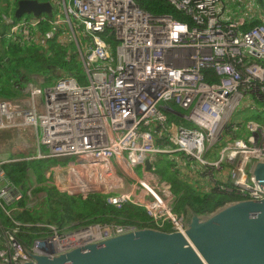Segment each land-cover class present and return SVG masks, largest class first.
Returning <instances> with one entry per match:
<instances>
[{"label":"built area","instance_id":"built-area-1","mask_svg":"<svg viewBox=\"0 0 264 264\" xmlns=\"http://www.w3.org/2000/svg\"><path fill=\"white\" fill-rule=\"evenodd\" d=\"M162 1L191 16L193 24L154 17L135 0H55L61 12L49 21L53 30L45 33L40 30L48 22L45 15L20 20L1 15L0 39L7 44L47 48L46 41L63 25L83 32L92 43L83 60L86 85L73 77L59 79L49 88L32 82L21 97L0 98V132L12 134L14 156L0 162L4 210L25 197L28 206H34L37 184L33 176L26 192L17 189L3 165L56 160L60 163L44 168V178L52 184L54 174L55 181L66 187L63 192L52 184L59 192L105 194L107 204L117 209L126 204L143 208L157 230L184 233L188 216L174 212L177 198L170 183L147 170L149 155L154 156L153 164L160 156L181 154L188 170L179 173L206 185L203 180L209 179L189 168L194 161L218 172L211 184L207 181L212 189L236 192L243 200L264 198L251 175L252 166L264 162V25L243 32L249 16H241L240 10L232 20L223 0ZM210 74L216 81H208ZM247 98L253 99L250 117L261 116V121L250 120L241 136L230 122ZM227 134L231 140H225ZM217 145L222 148L214 153ZM139 167L143 178L137 175ZM91 229L98 231L86 243L74 237ZM135 230L91 226L66 241L55 230L50 241L35 240L27 246L18 241V228L7 233L2 228L0 262H32V255L64 253ZM51 241L70 245L47 250L44 244Z\"/></svg>","mask_w":264,"mask_h":264},{"label":"trees","instance_id":"trees-1","mask_svg":"<svg viewBox=\"0 0 264 264\" xmlns=\"http://www.w3.org/2000/svg\"><path fill=\"white\" fill-rule=\"evenodd\" d=\"M1 1L5 0H0V3ZM18 1L20 0H10V2L6 0L8 6H11L10 3L14 4V10L11 13V17L14 20H16L14 13L17 9ZM35 1L40 3L49 2L53 6L56 5L55 0ZM135 2L143 11L154 17L168 16L184 24H193L191 16L162 0H135ZM4 10L9 11L8 7ZM55 14L56 12L54 16ZM54 16H44L48 22L40 27L41 31L45 33L53 30V25L49 24V21H52ZM263 25V20L249 16L241 30L247 32ZM59 30L46 41L47 48L37 44L24 48L13 43H9L7 46L4 39H0V98L17 99L21 97L26 86L34 82V77H43L49 85L53 80L66 77L75 78L81 85L87 84L83 58H86L87 50L92 45L91 39L88 37L81 40L80 44L84 56L80 57L76 45L74 48L72 45H65L59 42L61 32ZM110 43L116 45L117 41L111 39ZM10 51L13 58L24 57L26 63L22 64L18 60L14 61L10 55H7ZM208 81L213 82L216 80L210 74ZM254 119L260 122L261 116L254 117ZM173 122L175 121L170 119V123L172 124ZM178 123L188 127L181 120ZM160 158L151 165L150 169L163 181L171 184L172 192L177 198L174 208L176 214L189 216V210L198 215L211 214L220 207L243 200L236 192L221 191L216 188L207 190V192L202 191L197 188L196 183L198 181L194 180V176L190 174V176H185L188 174L179 173L181 166H178V161H163ZM52 162L54 164L60 163L56 160L51 162L22 161L2 166L7 179L17 189L26 192L34 176L37 187L34 189L33 195L38 193L45 194L43 202L31 207L28 206L29 197H25L21 202L6 207L5 210L0 206V229L13 230L18 228L17 239L22 244L30 246L39 237V224L53 226L59 230L114 225L131 226L137 229H158L152 224L143 208L126 204L121 209H117L108 205L107 196L101 193L83 197L81 195L69 196L66 193L59 192L44 178L42 173V166ZM166 230L171 231L169 228H166Z\"/></svg>","mask_w":264,"mask_h":264},{"label":"water","instance_id":"water-1","mask_svg":"<svg viewBox=\"0 0 264 264\" xmlns=\"http://www.w3.org/2000/svg\"><path fill=\"white\" fill-rule=\"evenodd\" d=\"M26 15L53 17L54 6L20 0L14 17ZM251 175L264 190V162L255 163ZM32 256L23 264H264V198L205 215L189 210L184 233L144 228L64 253Z\"/></svg>","mask_w":264,"mask_h":264},{"label":"rangeland","instance_id":"rangeland-1","mask_svg":"<svg viewBox=\"0 0 264 264\" xmlns=\"http://www.w3.org/2000/svg\"><path fill=\"white\" fill-rule=\"evenodd\" d=\"M66 1H69V0H66ZM251 2H249L248 4H246V0H231V1H226L224 2L225 4V7L228 11V15L230 16V18L232 20L236 19L237 17H239V13H240V10H242V14L241 16H246L248 17V15L250 17H255V18H259L261 20L264 21V0H260V2L258 0H250ZM10 2V0H9ZM256 3V4H255ZM8 3H6V0L5 1H1L0 3V17L1 15L5 14L7 16H11V13L12 11L14 10V4L13 3H10L11 6H8L7 5ZM58 3H56V5L54 6L55 9H54V13L56 12L57 14L61 12L58 11ZM9 9V11L7 12L6 10L4 9ZM238 7H242V9H239L238 10ZM8 13V14H6ZM237 14V16H236ZM25 18H28V19H31V16H24ZM61 31V32H60ZM60 36H59V42L60 43H63L65 45H72L74 48L77 46V49L79 51V54H80V57H83L84 54H83V50L81 48V40H83V38H86L87 39V35H85L83 32H78L76 30H71L69 25H63L60 30ZM7 44V42H6ZM9 44H7L8 46ZM76 45V46H75ZM40 46V45H39ZM77 51V50H76ZM77 51V52H78ZM7 54V53H6ZM8 56L10 55V57L12 59L15 60H18L19 62H21L22 64H25L26 63V59L24 57H19L18 59L16 58H13L11 55V51L9 52V54H7ZM84 60V58H83ZM16 64V62H15ZM59 80V79H58ZM58 80H53L51 82V84H47L45 82V79L43 77H34V82L35 83H43V86L44 88H49L51 86H53L55 83H57ZM252 98H247L243 101L242 105L237 109L235 115H234V118L233 120H231L230 122V125H233L235 124L236 125V134L240 135V134H243L244 133V129H245V125L252 119H254V117H250L251 114H252V110H253V107H252ZM249 105V106H248ZM260 106L262 105L261 103L259 104ZM249 107V108H248ZM255 107V105H254ZM180 112H182V114H188V112H185V111H182L180 110ZM241 120V124H239V121ZM188 126H190V124H188ZM226 139H232V136H230L229 134L226 135L225 137V140ZM218 143V142H217ZM216 143V144H217ZM173 148V146H171ZM222 148V145H217L214 149H213V152L216 153L217 150L221 149ZM181 154H174V155H171V156H164V157H161L160 159L163 160V161H169V160H174V161H178L179 163V167L183 170H188V166H187V162L185 159L181 158L180 156ZM154 159V156L153 155H149L148 158H147V163H148V168L147 170L149 171L151 165L152 164V161ZM159 159L156 160L155 158V161H158ZM54 163H50V164H47V165H43L42 167V173H43V176H44V168H47L48 166H51L53 165ZM189 168H191V170H199L200 171V174L202 176H204L205 178L209 179L207 180L208 182H212V178L214 177V175L218 172L216 171H213L211 169H204L199 163L197 162H194V161H191L189 162ZM137 175L140 177V178H143V168L142 167H139L137 169ZM185 175V174H184ZM57 176H59L57 174ZM62 176V174L60 175ZM185 176H190V175H185ZM195 178L196 182L198 181V183H196L197 185V188H200L202 191L204 192H207V189H208V185H202L199 183V180L196 178V177H193ZM211 180V181H210ZM50 181L52 184L56 185L61 191L63 192H66V187L64 185H62L60 182L58 181H55V177H54V174L53 176H51L50 178ZM53 185V186H54ZM55 187V186H54ZM211 188H213V185L210 186ZM56 188V187H55ZM45 199V194H36V195H33L32 197V203H34L35 205H38L40 204L41 202H43ZM39 227V237L36 239V240H44V241H50L52 238L55 237V230H58L60 233H59V236H63V238H61V240H65L67 238H69V236L75 232H78V231H85L86 228H76V229H70V228H65V229H62V230H59L53 226H46V225H42V224H39L38 225ZM5 233H7L8 231L10 230H5ZM168 232H171V231H168ZM19 241V240H18ZM35 241V240H34ZM20 242V241H19ZM21 243V242H20ZM22 244V243H21ZM23 245V244H22ZM27 249V248H26Z\"/></svg>","mask_w":264,"mask_h":264},{"label":"crops","instance_id":"crops-1","mask_svg":"<svg viewBox=\"0 0 264 264\" xmlns=\"http://www.w3.org/2000/svg\"><path fill=\"white\" fill-rule=\"evenodd\" d=\"M226 1H231V0H224V2H226ZM258 1L260 2V0H258ZM249 2H251V1L250 0H246V4H248ZM236 16H237V14H236ZM12 140H13V137H12L11 133H9V132H0V162L12 159V157H14L13 154H12V147H11ZM16 156H19L18 153H16ZM187 166H188V164H187ZM225 175L226 174L224 172L223 177H225ZM158 178L160 180H162L159 176H158ZM31 181H33V180L31 179ZM147 181L149 182V180H147ZM150 181L152 183L156 182V180L154 178H152V180H150ZM203 181H205L206 185H208V189L207 190H211L212 188L210 187V184H208L205 179ZM199 183L200 184H204V182H199ZM149 184H151V183L149 182Z\"/></svg>","mask_w":264,"mask_h":264},{"label":"bare ground","instance_id":"bare-ground-1","mask_svg":"<svg viewBox=\"0 0 264 264\" xmlns=\"http://www.w3.org/2000/svg\"><path fill=\"white\" fill-rule=\"evenodd\" d=\"M97 231H98L97 229H91V230H88L87 232L86 231L85 232H81L80 235H77V236H74V237H77L78 239H80L82 237L80 240L83 241V243H86L88 240H90V237L94 233H96ZM74 237H72V238H74ZM72 238H70V241H71ZM69 245L70 244L68 243L67 246L66 245L64 246V245H62L59 242H53V241L44 244L45 248L47 250L49 249L51 251L55 250L57 247H59L62 250H64L65 248L69 247Z\"/></svg>","mask_w":264,"mask_h":264}]
</instances>
